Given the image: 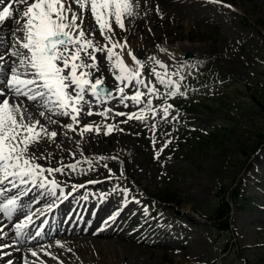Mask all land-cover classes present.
Returning <instances> with one entry per match:
<instances>
[{
  "label": "rangeland",
  "instance_id": "obj_1",
  "mask_svg": "<svg viewBox=\"0 0 264 264\" xmlns=\"http://www.w3.org/2000/svg\"><path fill=\"white\" fill-rule=\"evenodd\" d=\"M175 2L182 11L153 13L149 33L137 28L150 56L137 58L143 68L132 60L127 65L138 79L120 81L113 70L102 77L110 94L85 91L90 118L80 113L78 123L71 116L63 120L87 139L72 152L74 159L55 154L73 132L59 127L50 131L57 133L54 139L42 135L39 143L53 171L42 173L49 178H42L46 187L38 192H53L52 204L83 186L71 203L97 218V233L119 230L120 236L54 240L41 252L0 264H30L27 258L44 264H264V0ZM93 39L107 45L102 37ZM156 47L184 54L166 66L151 53ZM191 73L201 78L198 89L187 83ZM137 91L144 93L138 104L130 99ZM133 114L150 116L149 123L128 119ZM85 125L92 130L83 131ZM218 196L236 199L227 231L217 218ZM36 201H24L29 213ZM22 222H10L4 234L22 231ZM12 243L0 239V257L10 254L4 249Z\"/></svg>",
  "mask_w": 264,
  "mask_h": 264
},
{
  "label": "snow or ice",
  "instance_id": "obj_2",
  "mask_svg": "<svg viewBox=\"0 0 264 264\" xmlns=\"http://www.w3.org/2000/svg\"><path fill=\"white\" fill-rule=\"evenodd\" d=\"M4 3L5 0H0V5ZM13 4L25 7L18 10L13 8ZM134 7L132 0H31V3L29 0H9L7 6L0 9V25L6 20L14 21L18 25L13 30L14 33H23V39H17V43L26 50V53H20L18 50L11 53L21 57L19 67L25 69L23 74L18 72L17 67L11 69L10 78L6 83L13 95L36 101L48 112H52L48 103H54L61 109L57 114L71 116L73 122L78 123L77 118L83 111V105L88 103L84 100L85 91L89 90L95 97L107 91L103 88L102 77L92 80V72L86 71H99L97 52L105 53L110 62L115 57L113 67L119 71L116 79H138L139 73L132 71L113 51L121 46L107 34L113 32V21L119 28L124 29L123 17L132 15ZM85 11H90L101 37L111 47L97 46L94 43L92 37L95 36V31H86L84 28ZM122 47H127V44ZM128 56L139 68H143V63L131 52H128ZM3 58V55H0V60ZM160 66L164 67L163 64ZM160 82L164 83V80L161 79ZM118 90L123 94L122 88ZM149 92L155 93L156 89L150 88ZM3 95L0 93V96ZM143 95L144 93L137 91L130 99L138 104ZM147 104L151 110V100L147 101ZM169 108L171 105L163 109L165 116ZM25 111L19 104H10L7 98L0 99V173L5 179L9 176L23 178L40 169L39 165L32 163L38 157L35 154L26 157L25 153L31 145L40 143L42 135L53 139L57 135L56 132L49 133L39 120L32 121L30 116L26 117ZM45 114V111L40 112L41 116ZM92 114L91 111L87 113ZM116 115L122 116L125 113L117 112ZM133 118L143 120L144 117L142 114L128 116V119ZM64 127L75 130L71 125ZM91 130V125H85L83 128V131ZM95 130L99 134V127ZM111 131L112 127H109L106 134ZM15 203V200L8 201L9 205ZM7 208L8 205H3L0 210ZM32 255L37 254L33 252Z\"/></svg>",
  "mask_w": 264,
  "mask_h": 264
},
{
  "label": "bare ground",
  "instance_id": "obj_3",
  "mask_svg": "<svg viewBox=\"0 0 264 264\" xmlns=\"http://www.w3.org/2000/svg\"><path fill=\"white\" fill-rule=\"evenodd\" d=\"M176 0H132V3L135 5V7L132 9V15L130 16H124L123 17V23H124V29L119 28L115 22H112V33H107L111 36V39L115 42H117L121 47H116L113 49V51L116 53L117 56L121 57L123 59V62L130 66L131 57L128 56V52H131L132 55H134L136 58L141 57H150L149 53L145 50V42L146 39L142 37L140 32L137 31V28L139 30H145L146 32H150L148 29H145V26H150V21L154 24L156 21L153 13H162L164 15L165 11H182L180 8V5L178 2H175ZM9 0H6L4 4L0 5V9L2 7L7 6ZM29 3H31V0H29ZM25 6L24 5H15L13 4L14 9L23 10ZM75 8L76 6L73 5ZM142 13L140 12V10ZM208 15V14H204ZM203 15H200L199 13L195 15L196 19H200ZM209 17V16H208ZM79 23V20L77 21ZM18 25L12 21V20H6L3 25H0V55H3V60H0V93H3V96H0V99L7 98L9 99L10 104H19L22 109H26L25 116L31 117L32 121L39 120L41 125H43L44 128L47 129L48 132L51 130H54L56 128L61 131L62 129H65L64 132H73L70 133V138H68L65 143L62 145H57L56 155L61 158L62 160H65L67 158H71L72 152L75 151L76 147L78 148H84L86 146V141L79 137L75 131L76 129L70 130L69 128L64 127L63 120L68 118L65 115L57 114L61 112V109H58L57 106L54 103H48V108L52 109V112H48L46 109L41 108L39 104L36 101L28 100L25 96H15L13 95L12 91L10 90L9 86L7 85L6 81L10 78L11 69L13 67H17V70L19 73L23 74L25 72L24 68L19 67L20 58L19 56H13L11 55L14 51H19L20 53H26V50L20 47V44L17 43V39H23V33L22 32H15L14 29H16ZM84 28L86 31H95V36L93 38H100V31L98 26L95 24V20L92 18L90 11L84 12ZM152 28V27H150ZM124 37V44H127V47H122L124 44L121 43V37ZM144 39V43H143ZM94 43L97 44V46L101 45L97 41L93 39ZM108 47H111V45L108 44L106 41ZM178 48L173 50H163L160 47H156L155 51H151V53H158L159 57L162 59V63H166L164 65L171 66L174 64V60L178 57H181L180 54H184L181 51H177ZM97 60H98V68L99 71H96L95 69H86V71L92 72L93 75H99L101 74V77L103 76H109V74L114 70L115 68L111 66L113 62H115V57L113 58V61H108L106 59L105 53H96ZM90 62V61H89ZM131 67V66H130ZM23 78V75H22ZM86 94V93H85ZM54 99V98H53ZM45 111V116H41L40 112ZM90 111V109L87 106V103L83 105V111L81 112L84 116L90 118V115H87V113ZM92 111V110H91ZM149 118L145 120H139L136 121L140 124H148ZM53 121H56V123H53ZM62 122V123H61ZM66 125H69V123H66ZM80 135V134H79ZM84 140V141H83ZM44 148L38 143L33 144L30 146L29 151L25 153L26 157H31L33 154H35L37 159L33 160L32 163L36 165H45L44 171L41 172L40 177H38V183L36 186H41L44 184L45 180H42L43 177L49 178V176L46 177L42 176V173L45 172L49 168L50 164H47L44 158H42L41 155H43ZM74 158H71V160ZM10 171H13L10 169ZM38 172V171H36ZM31 173L28 176H24V178H27L28 183L34 178V173ZM19 176H9L6 179L3 177V174L0 173V194L3 192L1 189L5 186H12V188L7 192L11 194L18 195L20 189L25 186V183H20ZM82 192V189H79L75 192L73 196H70L65 201L68 202L70 199H73L79 196V194ZM31 198L34 199V197H26L24 200ZM9 200H14L13 197L8 196L6 199V202ZM50 200L49 198H43L41 201H38L35 204L34 210L40 209L42 206L46 205ZM117 204V202L115 203ZM3 205H7L5 203H0V209H2ZM14 205H9L7 210H0V226L3 227L2 230H0V239L3 240V242H14L10 246H5V251H10V254L6 257H0V262L4 261L6 259L9 260L12 256H17L24 258L26 254L30 251H37L41 252L43 249L48 246L49 244L53 242H58L60 240L70 243L77 242L79 238H84L85 240H91L92 237L88 236L90 233H94L93 229L95 230L94 225L98 223L97 219L91 217L90 214L85 212H79L78 215L77 211H74L70 215L66 217L65 220L60 222V225L58 227H55L54 231L52 232L51 236L47 238V241L43 245L42 243L38 244V240L40 237L36 236L34 234L33 228L36 224L42 222L47 216H50L52 213L47 211L46 213H43L39 219H36L33 223L29 221L28 219H25L23 222L26 223L22 226V231L18 230L17 233H5V230H7V225L15 220V217L18 216V213L13 212ZM49 208V207H48ZM46 208V209H48ZM44 209L43 211H45ZM22 214V210L19 213ZM28 224H31L29 226ZM87 224H91L93 227L85 226ZM49 227V226H48ZM47 227V228H48ZM51 227V226H50ZM64 228V229H63ZM62 229V230H61ZM46 231V230H45ZM51 232H47L45 235L49 234ZM109 233V232H108ZM120 231L118 230L115 234H106L109 237H119ZM100 236V235H99ZM45 237V236H44ZM31 238V239H30ZM55 240V241H54ZM59 244V243H58ZM19 249V250H17ZM20 253V254H18ZM49 255V252L46 253V256ZM7 260V261H8ZM27 261L30 264H44L39 262V259H36L35 261H32L27 258ZM58 264H61V260H57ZM73 261H68L69 264H72ZM7 264H16L14 261L7 263ZM133 264V263H131Z\"/></svg>",
  "mask_w": 264,
  "mask_h": 264
},
{
  "label": "trees",
  "instance_id": "obj_4",
  "mask_svg": "<svg viewBox=\"0 0 264 264\" xmlns=\"http://www.w3.org/2000/svg\"><path fill=\"white\" fill-rule=\"evenodd\" d=\"M263 109H264V105H262ZM220 197V196H219ZM219 213H218V217L219 219H221L223 221L222 225L223 227L227 226V220H228V216H229V211H230V205L227 201L223 199L219 200Z\"/></svg>",
  "mask_w": 264,
  "mask_h": 264
}]
</instances>
